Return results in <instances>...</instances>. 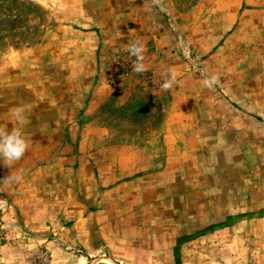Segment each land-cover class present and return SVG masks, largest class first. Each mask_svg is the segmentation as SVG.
<instances>
[{"label":"rangeland","instance_id":"1","mask_svg":"<svg viewBox=\"0 0 264 264\" xmlns=\"http://www.w3.org/2000/svg\"><path fill=\"white\" fill-rule=\"evenodd\" d=\"M14 128L0 264H264V0H0Z\"/></svg>","mask_w":264,"mask_h":264},{"label":"clouds","instance_id":"2","mask_svg":"<svg viewBox=\"0 0 264 264\" xmlns=\"http://www.w3.org/2000/svg\"><path fill=\"white\" fill-rule=\"evenodd\" d=\"M142 51L143 45L139 41L129 45L130 55L138 58L137 62L133 65V71L137 73L144 71L143 65L139 62ZM174 80L175 77L173 75L169 80H166L161 87L165 90L170 89L173 86ZM215 82L216 77L213 76L210 79H205L204 85L206 87H212ZM13 116L18 123L24 122L25 117L23 116V109H16L13 112ZM28 146V142L23 137L19 128H14L11 131L0 129V161L5 165L10 167L13 162L19 161L23 157Z\"/></svg>","mask_w":264,"mask_h":264}]
</instances>
